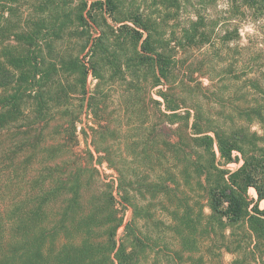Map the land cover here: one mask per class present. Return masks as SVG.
Segmentation results:
<instances>
[{"label": "trees", "instance_id": "trees-1", "mask_svg": "<svg viewBox=\"0 0 264 264\" xmlns=\"http://www.w3.org/2000/svg\"><path fill=\"white\" fill-rule=\"evenodd\" d=\"M28 1L0 0L1 18L8 20L5 13L12 15ZM35 1L30 25L13 31L14 39L2 53L0 130L20 124L28 100L38 120L47 119L54 107H66V85L52 79L58 69L43 60L40 50L73 23L79 35L86 31L81 46L88 47L91 59L97 48L103 57L124 46L133 48L135 85L150 101L152 116L161 120L153 124L150 140L163 135L164 148L135 149L142 158L138 184L130 176L136 168L119 161L111 147L95 144L96 122L78 131L80 112H64L69 117L58 124V132L73 141L69 157L44 166L47 173L39 187L32 184L23 195L9 194L0 179V264H143L142 254L152 248L154 236L136 221L146 211L145 193L153 189L172 192L176 208H183L170 211L171 228L180 240L174 248L179 264H206L207 252L221 255L214 264H264V208L259 206L264 199V0H81L73 9L67 0ZM174 11L183 16L178 41L163 34ZM212 39L231 43L233 78L240 77L236 65L242 63L244 104L234 102L227 121L186 102L177 82L176 48ZM206 77L205 85H185L209 91L215 82ZM82 91L85 96L84 86ZM86 106L96 119L91 97ZM161 158L166 167L153 181L149 170L156 172L153 167ZM239 160L237 169L223 168ZM249 187L256 199L248 195ZM128 208L132 216L124 222ZM120 226L123 235L116 238ZM238 226L244 235L232 240ZM226 254L232 259L225 260Z\"/></svg>", "mask_w": 264, "mask_h": 264}, {"label": "rangeland", "instance_id": "rangeland-1", "mask_svg": "<svg viewBox=\"0 0 264 264\" xmlns=\"http://www.w3.org/2000/svg\"><path fill=\"white\" fill-rule=\"evenodd\" d=\"M67 1L68 6L72 9L81 2V0ZM137 1L149 4L151 0ZM36 9L37 2L29 0L28 3L17 6L16 12L12 15L5 13L4 16L8 17V20H4L0 16V27H3L4 31L0 32V64L3 62V50L14 39L13 31L28 28L30 19L36 15ZM0 10L3 14L2 6H0ZM191 15L193 16V14ZM182 21L183 16L179 11H174V15L165 21L166 24L163 27L165 38L178 41L181 35ZM18 25L19 28L16 27ZM244 30H247V27ZM85 32L79 35L75 30V24H69L67 31L50 39L52 40L51 45L44 44L40 50L43 60L54 64L58 69L52 79L58 78L66 85L64 89L68 100L66 107L65 105L57 109L54 107L47 115V119L38 120L32 110L31 101L28 100L24 104V115L20 124L0 130V179L6 182L9 194L23 195L32 184L39 187L40 179L47 173L43 169L44 166H54L57 158L66 160L69 157L68 148L73 141H65L58 132V124L64 118L69 117V115H64V112H73L74 116L80 112L78 131L82 126L89 130L88 126H93V123L96 122L98 131L94 137L95 144L100 147H111L114 154L121 158L119 161H125L124 163L127 165L136 168L134 169L136 172L133 171L130 176L136 178L139 181L138 184H140L141 176L139 173L141 169L138 165L141 164L142 158L135 153L145 145L149 148L155 146L161 150L164 148L163 135H158L150 140L153 124L155 123L157 126L161 120L152 116L150 101L135 85V66L130 61L133 56V48L124 46L112 50L110 53L114 57L111 55L103 57V53L97 48V53L91 59L88 47L83 49L81 46L87 40ZM242 42H245V38L242 39ZM230 45L231 43L221 44L219 40L212 39L210 43L177 47L175 54V57L179 59L176 69L177 82L186 102L199 104L204 114L212 116L218 121L228 120V115L233 113L231 107L234 102L238 105L244 104L242 63L236 65L240 77L233 78L231 70H234L235 65L233 64L232 67L230 65L232 63ZM240 55L243 57L242 52ZM206 74L211 76L215 82V87L209 91H204L200 87L191 89L185 85V83L190 85L198 81L204 85L207 84L209 81ZM83 86L86 91L85 96L82 94ZM89 97L92 98L93 107L97 108L96 119L92 114H88L86 105ZM154 98H158V96L154 95ZM80 139V146L84 147L86 142L81 134ZM87 140L90 142L91 136ZM50 146H55L58 149L50 152L44 149ZM214 147L217 150V147ZM145 160L147 159L145 158ZM150 161L149 158L148 163ZM160 162L161 164L158 166L156 164L153 167L156 172L149 170V178L153 181H156L157 172L161 170L164 163L163 158L160 159ZM240 164L241 160L232 161L225 164L223 168L233 171ZM163 167L165 168L166 165ZM56 173L57 171H54L53 176ZM48 179L50 177L45 180ZM137 186L134 187L139 188ZM165 192H163L164 197H161L162 192L155 189L146 192L147 199L142 203L143 208H146V214L142 211L144 214L140 215L136 221L152 232L154 236L150 241L152 248L146 249L142 254L143 264H179L178 257L176 258L174 254V248L176 241L180 240L171 228L173 222L170 212L172 208H176V204L172 202V199L175 198H173L172 192L169 194ZM247 192L250 197L256 199L254 188L249 187ZM259 206L264 208V199L259 201ZM197 207L198 205H193L194 209ZM176 209L181 211L183 208L177 207ZM131 216V209L128 208L125 211L124 222L128 221ZM122 235L123 226H120L117 229L116 238L122 237ZM242 235H244L243 226L233 228L232 240H240ZM219 240H221V236H219ZM129 241L125 240V243ZM220 257L213 256L211 252L204 254L206 264H214L213 262ZM224 258L230 260L232 256L226 254ZM197 264H200V261Z\"/></svg>", "mask_w": 264, "mask_h": 264}]
</instances>
